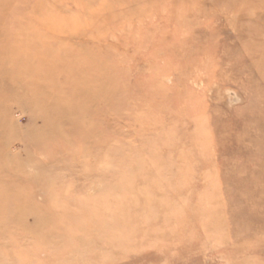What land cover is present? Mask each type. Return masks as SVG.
I'll return each instance as SVG.
<instances>
[{
    "label": "rangeland",
    "instance_id": "rangeland-1",
    "mask_svg": "<svg viewBox=\"0 0 264 264\" xmlns=\"http://www.w3.org/2000/svg\"><path fill=\"white\" fill-rule=\"evenodd\" d=\"M0 264H264V0H0Z\"/></svg>",
    "mask_w": 264,
    "mask_h": 264
},
{
    "label": "bare ground",
    "instance_id": "bare-ground-1",
    "mask_svg": "<svg viewBox=\"0 0 264 264\" xmlns=\"http://www.w3.org/2000/svg\"><path fill=\"white\" fill-rule=\"evenodd\" d=\"M70 34V33H69ZM74 38V37H73Z\"/></svg>",
    "mask_w": 264,
    "mask_h": 264
}]
</instances>
